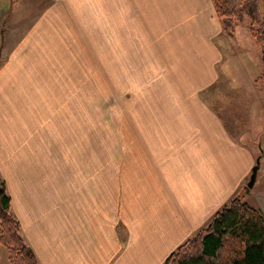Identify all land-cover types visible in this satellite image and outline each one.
Instances as JSON below:
<instances>
[{"label": "crops", "instance_id": "obj_1", "mask_svg": "<svg viewBox=\"0 0 264 264\" xmlns=\"http://www.w3.org/2000/svg\"><path fill=\"white\" fill-rule=\"evenodd\" d=\"M0 27V170L5 157L14 165L17 153L37 144V121L51 120V95L68 94L56 84L65 73L88 63L117 72L127 65L129 73L143 65L145 74L167 65L158 86L136 91L144 101L129 111L125 164L113 156L105 167L96 152L95 166L70 168L64 184L46 190L21 164L14 189L1 174L39 264H162L235 194L264 213L259 164L247 186L264 152V104L261 129L235 133L229 111L200 97L232 53L211 42L225 32L211 0H43Z\"/></svg>", "mask_w": 264, "mask_h": 264}, {"label": "rangeland", "instance_id": "obj_2", "mask_svg": "<svg viewBox=\"0 0 264 264\" xmlns=\"http://www.w3.org/2000/svg\"><path fill=\"white\" fill-rule=\"evenodd\" d=\"M41 1L43 0H0V26L5 20L8 22L15 16L21 17L32 12ZM256 2L261 8L263 0ZM15 11L16 15L13 16ZM5 32L0 27V61L3 57ZM211 42L219 47L224 46L226 51L223 48V52L232 53L229 57L223 54L218 64L216 86L210 84L200 93V97L210 107H224L229 111H223V114L232 117V122L235 123L231 127L233 132H239L242 127L246 128L250 124L251 134H254L261 129L259 125L261 106L264 104V78L260 77V48L250 35L247 18L237 21L232 32L211 37ZM221 42L225 44L222 45ZM78 66V72L72 73V76L71 72H67L64 79L56 81L61 87L63 84L66 88L64 91L68 94L51 95V120L48 121L47 118L37 121V144H27L29 153L21 158V154L17 153L18 159L11 161L14 165L5 157L0 175L6 173L5 176L14 185L12 189L16 183V177L13 176L15 164L31 169L34 175L27 176V179H33V184L38 183L43 190L51 189V182L56 185L64 184L65 173L70 168L78 169L86 164L88 167L90 163L95 166L96 152L104 153L105 167L110 166L113 156L123 158L120 159V165L125 164L129 111L135 104L144 101L142 96H137L136 91L138 88L158 86V72L167 70V65L164 64L152 65V70L146 74L143 72V65H137V69H132L130 73L127 65H121L120 72L110 63ZM245 119L247 120L244 121ZM261 137L264 140V133ZM259 154L256 185L262 182L264 186V152ZM83 158L88 160L84 162ZM45 193L50 194L48 191ZM237 194L247 200L245 193ZM0 264H9L7 250L2 245Z\"/></svg>", "mask_w": 264, "mask_h": 264}, {"label": "trees", "instance_id": "obj_3", "mask_svg": "<svg viewBox=\"0 0 264 264\" xmlns=\"http://www.w3.org/2000/svg\"><path fill=\"white\" fill-rule=\"evenodd\" d=\"M222 29L247 18L248 29L260 48L264 78V0H211ZM0 245L7 250L9 264H39L20 231L11 210V198L0 175ZM162 264H264V213L233 195L217 209L208 222L178 244Z\"/></svg>", "mask_w": 264, "mask_h": 264}, {"label": "water", "instance_id": "obj_4", "mask_svg": "<svg viewBox=\"0 0 264 264\" xmlns=\"http://www.w3.org/2000/svg\"><path fill=\"white\" fill-rule=\"evenodd\" d=\"M256 162L257 163L255 164V166H253L251 174H250L249 179L247 181L248 187H251L255 181L256 171H257V167H258V160Z\"/></svg>", "mask_w": 264, "mask_h": 264}]
</instances>
